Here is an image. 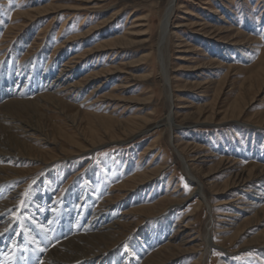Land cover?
<instances>
[{"label":"rangeland","instance_id":"obj_1","mask_svg":"<svg viewBox=\"0 0 264 264\" xmlns=\"http://www.w3.org/2000/svg\"><path fill=\"white\" fill-rule=\"evenodd\" d=\"M168 1L0 0V183L20 194L11 216L45 231L55 207L66 232L110 210L120 226L103 264H264V200L244 210L247 185L264 188V0H176L160 46ZM64 66L74 89L42 90ZM48 67L42 87L11 96L19 80L6 85L7 69L39 83Z\"/></svg>","mask_w":264,"mask_h":264},{"label":"bare ground","instance_id":"obj_2","mask_svg":"<svg viewBox=\"0 0 264 264\" xmlns=\"http://www.w3.org/2000/svg\"><path fill=\"white\" fill-rule=\"evenodd\" d=\"M174 2H176V0L168 1L166 11L160 22V33H159L160 34L159 35L160 46L161 44L166 43L165 40L167 37L168 24L170 21V17L172 15V10H173L172 4ZM159 62L162 64V66L164 65L163 60L161 58ZM162 69H163L164 86L167 90H169L170 81H169V76H168V69L166 68V65ZM44 70L47 73L46 72L42 73V75L38 79L39 83L33 82L37 80L36 77H34L33 80H31V83H28L29 79L24 80V76H25L24 68H19V69L13 68V70L12 68L7 69V72H9L10 74L7 75L8 78H7V84L5 83L6 85L11 86L12 77L16 76L17 77L16 79L19 80L15 83V86L13 89L10 88L11 96L13 95L18 98L23 96L25 94L24 88L25 87L28 88L30 84H32L34 88L42 87L40 80L42 78L47 79V77H49V75L52 73L51 67H48ZM76 73L77 71H73V70L69 71V69H66V67L64 66V68L62 67V69L60 70V74L56 76L54 79H52L51 83L48 86H43L42 90L48 91L52 89H57L58 91L60 89L61 91L62 90L64 91L69 88H73L75 86H73L70 82ZM20 85L22 86L17 90L16 88H18V86ZM167 103H168V112H167V116L164 121L165 122L164 124L165 126L168 127L167 131H169L168 132L169 140H171L170 132H171V128H173L174 125H173V118H172V113H171L172 103L170 101L169 95H167ZM2 120H4V118ZM174 149H175L176 155L182 162L183 169L186 173V176L197 187L194 195L197 198L201 199V201L204 203V205L207 207L209 211V205H208L207 199L203 192L204 183L192 174L190 170V166L185 161L184 157L179 153V151L176 148ZM23 156L25 155L23 154ZM202 157L207 158L210 156H202ZM3 159H4V156L3 157L0 156V160H3ZM194 161H197V160L195 159ZM262 186L264 187V184H262ZM7 188H9V185L0 183V264H33V260L37 259L38 255H41V259L39 261L40 263L38 262L39 264H103L104 260L107 259L111 255V254H108L109 252L108 245L110 242L107 243L106 238L112 235V233H114L115 231H117L118 227L120 226L119 224L120 222H119V219L117 221L114 220L111 222L112 216L109 213L110 210L109 211L107 210L106 212L105 210L98 211V212H96L97 210L94 211L93 216L91 217L90 220H88V222L84 226H80L76 224L75 221H71V223H74V224H72L71 228L66 226L65 228L67 230L65 232V230L60 228V226H63L64 222L66 224H69V221L67 220L69 215L67 218L64 217L63 220L58 221L53 218L55 207L54 208L50 207L51 208L50 220H46L49 223L45 224V226H48L49 228L47 229L44 226L46 228L45 231L36 230L35 232L32 233L31 230H35V228L32 225H30V220H28L27 217L26 219H24L25 218L24 216V218L20 220H15L13 215L11 216V214L15 212L14 208L16 207L17 202H19L18 197L20 196V194L16 190L12 189L11 191V189H7ZM246 188L252 191V193H254L255 195V197L251 196V200L249 201L246 200L245 205H248V206H246L244 210L249 211V209L254 208V207L249 208V205L257 206L259 202L262 201V199L264 200V194H261L264 192V188H261L258 185H252V184L247 185ZM70 201L71 200L69 199V202ZM233 201H239L238 203H240L241 197H238L235 200L227 201L225 202L224 205L231 203ZM111 205L113 204L110 203L106 207L111 208ZM34 208H35V205H33V208H32V205L30 206V209H34ZM47 212L49 211L45 210V211H42L41 213L45 214ZM65 212L68 213L69 210L65 209ZM34 214L35 216L37 215V218L39 219L44 216L40 214V211L39 212L35 211ZM124 220L123 222H125ZM67 231H70L69 232L70 237H67L66 239H63V240H58L59 241L58 243L52 242L55 238L61 237L63 234H66ZM205 243H206V246H205L204 255H207L209 250L213 248V244H211L209 238L207 237L205 238ZM152 244H155V242L152 241ZM109 263L117 264L118 262L111 260Z\"/></svg>","mask_w":264,"mask_h":264}]
</instances>
